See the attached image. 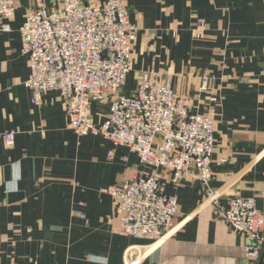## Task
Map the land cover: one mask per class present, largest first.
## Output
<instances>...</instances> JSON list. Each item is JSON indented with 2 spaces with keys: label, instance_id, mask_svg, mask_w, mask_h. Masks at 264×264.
<instances>
[{
  "label": "crops",
  "instance_id": "1",
  "mask_svg": "<svg viewBox=\"0 0 264 264\" xmlns=\"http://www.w3.org/2000/svg\"><path fill=\"white\" fill-rule=\"evenodd\" d=\"M32 4L20 0L10 29L0 30V264H125L130 253L138 264H264V254L247 256L248 240L222 219L237 195L254 196L264 212V0H126L138 30L122 92L149 72L169 79L192 112L204 113L210 100L199 84L207 70L222 96L212 113L210 188L220 191L218 204H204L192 176L163 179L162 191L177 197L179 212L158 241L124 234L105 191L150 170L137 153L101 133H75L59 91L32 103L20 34ZM111 100L91 101L95 126L106 120ZM8 131L16 136L11 148Z\"/></svg>",
  "mask_w": 264,
  "mask_h": 264
},
{
  "label": "built area",
  "instance_id": "2",
  "mask_svg": "<svg viewBox=\"0 0 264 264\" xmlns=\"http://www.w3.org/2000/svg\"><path fill=\"white\" fill-rule=\"evenodd\" d=\"M20 0H0V30L10 29L7 21ZM202 23L196 25L199 35ZM137 25L131 21L126 0H33L20 27L22 52L28 56L30 74L26 82L32 103L43 95L59 91L68 127L79 136L101 133L114 146L137 153L139 162L150 170L105 191L112 196L113 211L121 231L135 238L163 240L179 212L176 196H166L162 180L180 183L192 176L199 181L204 204L217 205L219 190L210 188L216 121L209 113L192 112L187 97L142 72L136 88L123 93L133 66L132 50ZM177 33V32H175ZM199 92L210 93V109L222 101L212 76L200 72ZM112 96L110 110L101 126L88 117L91 101ZM8 148L15 144V132L4 134ZM115 149L108 152L114 155ZM226 161L227 158H221ZM222 219L233 232L247 240V256L264 254V212L254 196L237 195L228 201ZM130 253L125 264H138Z\"/></svg>",
  "mask_w": 264,
  "mask_h": 264
},
{
  "label": "rangeland",
  "instance_id": "3",
  "mask_svg": "<svg viewBox=\"0 0 264 264\" xmlns=\"http://www.w3.org/2000/svg\"><path fill=\"white\" fill-rule=\"evenodd\" d=\"M204 71V70H203ZM209 72V71H208ZM199 86H200V84H199ZM218 88V87H217ZM219 90V89H218ZM208 94V96H210V93H207ZM221 94V93H220ZM209 111H211V115H212V113L215 111V109H210V105L208 106V110L206 111V112H204V113H209Z\"/></svg>",
  "mask_w": 264,
  "mask_h": 264
}]
</instances>
